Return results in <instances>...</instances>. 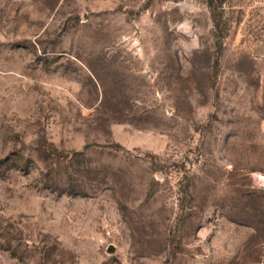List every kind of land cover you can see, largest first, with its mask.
Wrapping results in <instances>:
<instances>
[{"label": "rangeland", "instance_id": "1", "mask_svg": "<svg viewBox=\"0 0 264 264\" xmlns=\"http://www.w3.org/2000/svg\"><path fill=\"white\" fill-rule=\"evenodd\" d=\"M0 264H264V0H0Z\"/></svg>", "mask_w": 264, "mask_h": 264}, {"label": "bare ground", "instance_id": "2", "mask_svg": "<svg viewBox=\"0 0 264 264\" xmlns=\"http://www.w3.org/2000/svg\"><path fill=\"white\" fill-rule=\"evenodd\" d=\"M262 176V175H261ZM263 183V182H262Z\"/></svg>", "mask_w": 264, "mask_h": 264}]
</instances>
